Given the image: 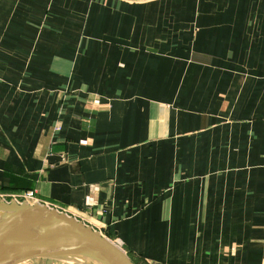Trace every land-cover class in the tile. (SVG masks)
<instances>
[{"label":"crops","instance_id":"1","mask_svg":"<svg viewBox=\"0 0 264 264\" xmlns=\"http://www.w3.org/2000/svg\"><path fill=\"white\" fill-rule=\"evenodd\" d=\"M25 190L136 264H264V0H0Z\"/></svg>","mask_w":264,"mask_h":264},{"label":"water","instance_id":"2","mask_svg":"<svg viewBox=\"0 0 264 264\" xmlns=\"http://www.w3.org/2000/svg\"><path fill=\"white\" fill-rule=\"evenodd\" d=\"M41 258L135 264L116 243L72 215L39 203L0 200V264Z\"/></svg>","mask_w":264,"mask_h":264},{"label":"built area","instance_id":"3","mask_svg":"<svg viewBox=\"0 0 264 264\" xmlns=\"http://www.w3.org/2000/svg\"><path fill=\"white\" fill-rule=\"evenodd\" d=\"M9 196H10V198H12L13 200H15L17 202L27 201L29 203H33L30 201H33V199H34V191L33 190H25L21 193H16V194L14 193L12 195H6V194L0 193V200H5Z\"/></svg>","mask_w":264,"mask_h":264},{"label":"rangeland","instance_id":"4","mask_svg":"<svg viewBox=\"0 0 264 264\" xmlns=\"http://www.w3.org/2000/svg\"><path fill=\"white\" fill-rule=\"evenodd\" d=\"M21 264H76V263L66 259L41 258V259H33L29 262H24Z\"/></svg>","mask_w":264,"mask_h":264},{"label":"trees","instance_id":"5","mask_svg":"<svg viewBox=\"0 0 264 264\" xmlns=\"http://www.w3.org/2000/svg\"><path fill=\"white\" fill-rule=\"evenodd\" d=\"M133 261V260H132ZM134 262V261H133ZM135 263V262H134ZM136 264V263H135Z\"/></svg>","mask_w":264,"mask_h":264},{"label":"bare ground","instance_id":"6","mask_svg":"<svg viewBox=\"0 0 264 264\" xmlns=\"http://www.w3.org/2000/svg\"><path fill=\"white\" fill-rule=\"evenodd\" d=\"M8 201V200H7Z\"/></svg>","mask_w":264,"mask_h":264}]
</instances>
